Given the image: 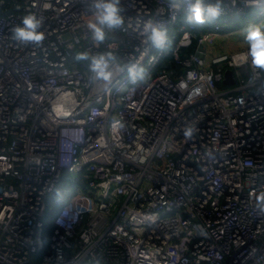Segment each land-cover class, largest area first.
I'll list each match as a JSON object with an SVG mask.
<instances>
[{"label":"built area","instance_id":"1","mask_svg":"<svg viewBox=\"0 0 264 264\" xmlns=\"http://www.w3.org/2000/svg\"><path fill=\"white\" fill-rule=\"evenodd\" d=\"M89 3L0 0V264H264V71L246 42L212 50L264 0H223L201 34L184 0H121L124 26L98 46ZM29 14L39 47L12 39ZM150 19L167 51L144 42ZM76 52H112V80Z\"/></svg>","mask_w":264,"mask_h":264},{"label":"clouds","instance_id":"2","mask_svg":"<svg viewBox=\"0 0 264 264\" xmlns=\"http://www.w3.org/2000/svg\"><path fill=\"white\" fill-rule=\"evenodd\" d=\"M223 0H184L185 23L205 24L213 22L222 15ZM89 7L92 10L94 20L87 25L90 37L97 46L102 44L109 31L121 29L125 24V17L121 7V0H90ZM42 20L34 14L21 18L19 25L12 30V39L25 46L39 47L45 40V34L41 29ZM141 32L144 42L150 44L157 51H167L171 41L166 25L160 21L148 20L142 25ZM244 40L248 45L247 57L253 68L264 71V28L259 25L248 26L244 32ZM76 61H87L89 71L94 81L110 82L113 78L111 63L115 61L112 52L89 56L87 52H76ZM129 78L135 82L142 77V69L127 66ZM186 135L191 134L187 130ZM257 207L264 213V193L257 197Z\"/></svg>","mask_w":264,"mask_h":264},{"label":"rangeland","instance_id":"3","mask_svg":"<svg viewBox=\"0 0 264 264\" xmlns=\"http://www.w3.org/2000/svg\"><path fill=\"white\" fill-rule=\"evenodd\" d=\"M263 17L264 15L260 14L258 9L253 8L227 21L221 30V34L225 35H221L216 39L214 47L212 48L213 52L232 53L241 49L245 45L244 32L246 28L252 25H259L261 28H264ZM231 31L234 32L230 33ZM221 88L226 87L221 86ZM74 185L75 174L70 173L67 176L62 177L58 186V191L62 188L70 190ZM53 197H57V193H55Z\"/></svg>","mask_w":264,"mask_h":264},{"label":"water","instance_id":"4","mask_svg":"<svg viewBox=\"0 0 264 264\" xmlns=\"http://www.w3.org/2000/svg\"><path fill=\"white\" fill-rule=\"evenodd\" d=\"M232 82H233L232 71L227 69L224 72L223 84L224 85H230V84H232ZM92 264H94V263H92Z\"/></svg>","mask_w":264,"mask_h":264},{"label":"trees","instance_id":"5","mask_svg":"<svg viewBox=\"0 0 264 264\" xmlns=\"http://www.w3.org/2000/svg\"><path fill=\"white\" fill-rule=\"evenodd\" d=\"M210 28H211V26L207 27V26H202V25L198 24L197 29H196V33L197 34H201V33L205 32V31L209 30ZM190 50H191V48H190Z\"/></svg>","mask_w":264,"mask_h":264}]
</instances>
